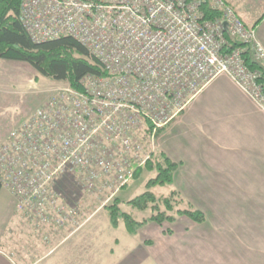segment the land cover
<instances>
[{"label": "built area", "instance_id": "1", "mask_svg": "<svg viewBox=\"0 0 264 264\" xmlns=\"http://www.w3.org/2000/svg\"><path fill=\"white\" fill-rule=\"evenodd\" d=\"M207 5L221 17L207 19ZM20 21L35 43L77 40L107 73L54 89L0 146V182L44 241L83 226L85 198L102 209L119 195L215 78L264 111L260 76L230 41L263 64L264 47L224 0H22Z\"/></svg>", "mask_w": 264, "mask_h": 264}, {"label": "rangeland", "instance_id": "2", "mask_svg": "<svg viewBox=\"0 0 264 264\" xmlns=\"http://www.w3.org/2000/svg\"><path fill=\"white\" fill-rule=\"evenodd\" d=\"M63 86L65 83H58L42 76L27 63L0 60V146L7 141L13 129L23 123L38 107L46 102L54 89ZM177 132L178 129L175 135ZM167 141L173 150L174 159L184 162L185 166H182L183 163L175 172L171 184L154 187L152 192L157 195H168L171 191L176 190L184 199V204L180 208L202 210L206 215V220L203 223H197L186 216H182L177 218L173 224L165 223L163 227L150 223L138 230L137 235L133 237L127 235L123 225L118 230L113 229L108 213L100 209L103 200L85 198L83 200L82 222L87 220L88 224L79 233L71 235L64 243L61 242L63 240L60 236L61 232L50 233L51 239L47 242L34 230H31V233H25L24 227L18 225L19 217L15 216L13 221L8 222L10 215L7 213L13 198L10 192L3 188L0 193V235L1 233L11 234L12 245L6 248V251L13 257V262L22 263L16 258L17 253L15 252L17 251L23 254L29 253L31 256L52 252L43 258L39 264H87L86 258L89 253L108 255L109 250L114 251L116 249L115 239H125L127 236L135 238L129 254H142L145 257L142 264H156V260L167 250L166 247L169 246V243H171L170 252L177 255L178 242L184 238L192 239L198 233L203 239L202 241H205V238H212L213 240H208L212 247L210 249L207 247L203 251V261H208L207 259L214 258L215 255L218 258H221L222 254L223 257H227L230 252L225 251V241L235 246L236 240L243 245L244 241L240 242L239 240L244 233L243 221L247 219L240 218L238 212L233 213L242 211V190L247 188L242 186L241 160L237 159L235 153H229V158L226 161L224 158H221L220 161L216 160L217 156L215 155L213 157L215 159L207 162L209 174L203 171L196 172L194 164L196 158L179 149V139L177 141V137H168ZM201 142L196 141L198 144ZM193 169L195 172L192 171ZM147 177L148 172L146 171L140 180L135 181L129 189L121 193V201L127 202L144 192ZM74 199L70 198L71 201ZM123 208L132 210L130 205H123ZM219 214H222L220 218ZM150 215L151 212L146 211L137 213L135 217L138 221H144ZM220 222L222 223L221 228L228 229L231 235H226L224 231L222 232L224 235H220L222 236L221 240L217 241L216 239L215 241L214 231H216L217 223ZM213 227L215 228L213 229ZM162 228L164 231H174L173 238L169 241H167L168 239H160ZM146 241H153L154 245L146 246L144 244ZM56 244L60 246L55 248ZM13 246L16 251L13 250ZM53 248L55 249L53 250ZM203 248L204 246H201V251ZM145 251L149 255L155 254L154 257L156 258H148L145 256ZM122 252L123 250L119 249V255L116 254L115 258L119 257ZM164 257L166 258L164 264H168L170 262L169 254L164 255ZM162 259L163 257H161V264H163ZM107 262L108 260L104 263ZM109 262L118 264L117 259H111Z\"/></svg>", "mask_w": 264, "mask_h": 264}, {"label": "crops", "instance_id": "3", "mask_svg": "<svg viewBox=\"0 0 264 264\" xmlns=\"http://www.w3.org/2000/svg\"><path fill=\"white\" fill-rule=\"evenodd\" d=\"M224 1L233 8L248 28L255 30L258 40L264 47V0ZM177 129L178 132L175 135ZM168 137H177L179 149L196 158L194 161L196 172L203 171L209 174L208 160L211 162L216 155V160L220 161L221 158H224L226 161L229 158V153H235L242 164V186L247 188L242 190V211L233 213L238 212L240 218L247 220L243 221L244 233L239 240L240 242L244 241L243 245L236 240L235 246L225 241V251L230 252L227 257H223L222 254L221 258H218L215 255L214 258L203 261V251L207 247L208 249L212 247L208 241L212 238H205V241H202L203 239L198 233L192 239L184 238L185 240L178 242L177 255L170 252L171 243H169V246L166 247L167 250L161 256L163 257L162 263L164 264L166 260L164 255L169 254L170 262L168 264H264V111L260 110L228 77L219 76L199 92L181 117L170 126L168 132H165L163 136L161 151L179 164L180 168L184 162H180L179 159H174L172 156L174 153L168 144ZM196 141L202 142L198 144ZM182 142L184 144L180 145ZM182 166H185V163ZM195 170L192 171L195 172ZM10 204L7 213L10 215L8 222L13 221L14 217L17 216L19 217L18 225L24 227L25 233H31L34 228L16 212L14 198ZM221 215L219 214V218ZM86 224H88L87 220L83 222V226L75 234L79 233ZM221 225V222L217 223L216 231H214L215 241L216 239L217 241L221 240L222 236L220 235H224L222 234L224 231L226 235H231L229 230L221 228ZM119 228L120 226L116 229L113 227L115 230ZM169 232L170 230L164 231L162 228L160 239H168L167 241L172 239L174 231L171 230V234ZM127 235L132 236L129 233ZM60 236L63 243L71 237L64 231L61 232ZM127 237L115 239L116 249L114 251L109 250L108 255L89 253L86 258L87 264H112L109 262L111 259H117L118 264H142L145 258L142 254H129L135 238ZM144 244L146 246L154 245L153 241H146ZM11 245V234L1 233L0 264H16L12 260L13 257L6 251V248ZM187 245L188 247H186ZM59 246L56 244L55 248ZM201 246H204L202 251ZM119 249L123 252L115 258L116 254L119 255ZM13 250L16 251L14 246ZM15 253H17V260L22 262L18 264H39L43 258L52 252L34 256L17 251ZM145 254L148 258H156L154 257L155 254L149 255L147 252ZM161 257L156 260V264H161ZM106 260L108 262L104 263Z\"/></svg>", "mask_w": 264, "mask_h": 264}, {"label": "trees", "instance_id": "4", "mask_svg": "<svg viewBox=\"0 0 264 264\" xmlns=\"http://www.w3.org/2000/svg\"><path fill=\"white\" fill-rule=\"evenodd\" d=\"M21 2L22 0H0V60L27 63L42 76L58 83L69 84L78 91L83 90L81 83L88 75L107 76L102 64L71 37L41 44L33 42L20 21ZM203 10L209 20L221 17L220 12L210 5L204 6ZM230 45L232 50L243 51L242 58L245 65L249 70L259 74L257 83L264 93V64L256 59L246 44L231 39ZM169 128L159 131L158 136L164 134ZM178 168L179 164L162 151L154 154L147 164L136 172L133 181L125 186L122 192L129 189L135 181L140 180L147 171L146 190L127 202L121 201V192L102 208L108 213L111 225L115 229L124 225L127 233L135 236L138 230L150 223L163 227L165 223L173 224L182 216L194 222L203 223L206 220L204 212L180 208L184 204V199L176 190L168 195H157L152 192L154 187L171 184ZM2 189L0 182V193ZM123 205H130L132 210H125ZM146 211L151 212L150 217L144 221H138L135 215Z\"/></svg>", "mask_w": 264, "mask_h": 264}]
</instances>
